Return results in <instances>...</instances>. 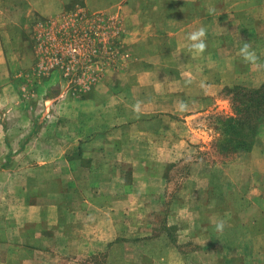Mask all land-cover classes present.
<instances>
[{
    "label": "crops",
    "instance_id": "0c3cea01",
    "mask_svg": "<svg viewBox=\"0 0 264 264\" xmlns=\"http://www.w3.org/2000/svg\"><path fill=\"white\" fill-rule=\"evenodd\" d=\"M62 3L54 0L58 7ZM122 3L93 6L138 12L136 1ZM186 3L197 13L174 29H162L164 37L174 38L179 54L172 63L114 64L94 78L84 97L60 93L53 72L51 79L34 83L42 92L37 107L25 106L20 90L12 94L18 83L0 40V101L9 107L0 111V264L180 260L183 240H172L178 231L173 216L188 213L187 194H194L200 181L190 173L204 165L198 155L187 156L209 148L219 134L199 120L233 114L227 88L264 84V68L239 55L248 42L264 62V0H181L180 6ZM201 26L203 54L190 51L186 39ZM148 72L154 76L139 79ZM136 80L153 90L141 95L153 102L149 109L137 111L139 98L123 90L125 85L134 91ZM234 155L223 165L244 168L255 157L264 159V122L251 149ZM209 166L214 170L219 164ZM154 215H163L161 226ZM172 249L179 255L174 261Z\"/></svg>",
    "mask_w": 264,
    "mask_h": 264
},
{
    "label": "rangeland",
    "instance_id": "374dc122",
    "mask_svg": "<svg viewBox=\"0 0 264 264\" xmlns=\"http://www.w3.org/2000/svg\"><path fill=\"white\" fill-rule=\"evenodd\" d=\"M62 1L58 7L54 0H0V40L11 66V77L18 83L12 94L16 97L20 90L29 108L41 102L42 92L34 83L51 79L53 72L54 80L60 82V93L84 97L92 89L94 78L114 64L142 68L172 63L179 54L174 38L164 37L162 29H174L198 9L190 3L180 6L181 0H134L136 13L123 11L124 0ZM98 2L122 5L100 10V6H93ZM146 34L153 35L143 39ZM152 72L139 79L154 76ZM2 76L0 71V83ZM141 83L144 82L135 81L134 91L125 85L123 90L130 97H138L135 105L146 110L153 102L147 104L141 95L152 94L153 90ZM0 106V111L8 107L1 101ZM230 107L233 109L231 99ZM223 119L219 114L218 118L199 120L201 126L219 134L212 137L209 148L187 156L198 155L204 165L190 173L200 181L197 178L195 193L187 194L188 213L173 216L178 231L172 240H183L178 246L180 257L174 249L170 253L173 261L174 257L180 259L175 264H264V159L255 157L244 168L223 165L236 153L220 152ZM263 122L264 118L259 128ZM212 161H217L219 167L209 170L207 166ZM183 166L176 169V174L183 171ZM152 217L158 227L162 225L163 215ZM221 220L225 226L217 231L215 224ZM190 235H196L194 241L189 240Z\"/></svg>",
    "mask_w": 264,
    "mask_h": 264
},
{
    "label": "trees",
    "instance_id": "16d2710c",
    "mask_svg": "<svg viewBox=\"0 0 264 264\" xmlns=\"http://www.w3.org/2000/svg\"><path fill=\"white\" fill-rule=\"evenodd\" d=\"M233 105V114L222 120L223 140L220 152L230 154L250 150L264 118V84L257 89L227 88Z\"/></svg>",
    "mask_w": 264,
    "mask_h": 264
},
{
    "label": "clouds",
    "instance_id": "9594fccd",
    "mask_svg": "<svg viewBox=\"0 0 264 264\" xmlns=\"http://www.w3.org/2000/svg\"><path fill=\"white\" fill-rule=\"evenodd\" d=\"M206 29L201 26L200 28L187 34L186 39L190 42L188 48L190 51H195L199 54H203L206 51L207 44L205 42ZM239 55L244 63L255 65L257 69L264 68V62H260V58L257 56L255 51L251 49V45L248 42H245L242 47L239 49ZM186 105L183 102H180V108L184 109ZM138 111V105L136 107ZM224 222L218 221L215 224L217 231H222L224 228Z\"/></svg>",
    "mask_w": 264,
    "mask_h": 264
}]
</instances>
